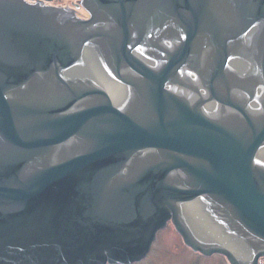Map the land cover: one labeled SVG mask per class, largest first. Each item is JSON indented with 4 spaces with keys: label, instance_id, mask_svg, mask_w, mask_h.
I'll return each instance as SVG.
<instances>
[{
    "label": "water",
    "instance_id": "water-1",
    "mask_svg": "<svg viewBox=\"0 0 264 264\" xmlns=\"http://www.w3.org/2000/svg\"><path fill=\"white\" fill-rule=\"evenodd\" d=\"M80 3L0 0V264H259L264 0Z\"/></svg>",
    "mask_w": 264,
    "mask_h": 264
},
{
    "label": "rangeland",
    "instance_id": "rangeland-1",
    "mask_svg": "<svg viewBox=\"0 0 264 264\" xmlns=\"http://www.w3.org/2000/svg\"><path fill=\"white\" fill-rule=\"evenodd\" d=\"M78 3V0H73ZM78 8V7H77ZM229 264L221 254L201 255L186 246L172 224L162 228L152 250L143 260L134 264ZM264 264V258L260 261Z\"/></svg>",
    "mask_w": 264,
    "mask_h": 264
},
{
    "label": "flooded vegetation",
    "instance_id": "flooded-vegetation-1",
    "mask_svg": "<svg viewBox=\"0 0 264 264\" xmlns=\"http://www.w3.org/2000/svg\"><path fill=\"white\" fill-rule=\"evenodd\" d=\"M31 1H36V0H31ZM40 1H44L46 2L47 4H52V5H55V6H61V7H66V6H71L73 3H75V1L73 0H40ZM79 13L86 17V16H89L88 12H86V10L82 7H80L79 9Z\"/></svg>",
    "mask_w": 264,
    "mask_h": 264
},
{
    "label": "trees",
    "instance_id": "trees-1",
    "mask_svg": "<svg viewBox=\"0 0 264 264\" xmlns=\"http://www.w3.org/2000/svg\"><path fill=\"white\" fill-rule=\"evenodd\" d=\"M193 264V263H192Z\"/></svg>",
    "mask_w": 264,
    "mask_h": 264
}]
</instances>
